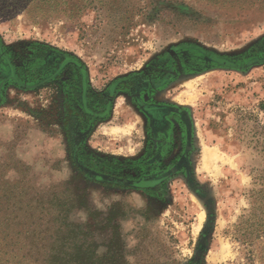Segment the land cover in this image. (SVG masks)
Wrapping results in <instances>:
<instances>
[{"label":"rangeland","instance_id":"rangeland-1","mask_svg":"<svg viewBox=\"0 0 264 264\" xmlns=\"http://www.w3.org/2000/svg\"><path fill=\"white\" fill-rule=\"evenodd\" d=\"M65 216L94 264H264V0H0V264Z\"/></svg>","mask_w":264,"mask_h":264},{"label":"trees","instance_id":"trees-1","mask_svg":"<svg viewBox=\"0 0 264 264\" xmlns=\"http://www.w3.org/2000/svg\"><path fill=\"white\" fill-rule=\"evenodd\" d=\"M70 68L74 69L76 76L75 74L69 75L68 71ZM64 72L68 76L67 81L78 86L74 90L80 97L81 101L77 102L79 104L75 109L70 107V109L66 111L64 121L66 124H69L70 127L72 124L85 126L86 117L91 116L94 111L91 107L90 91L86 86L85 70L82 64L74 57H65L57 63V66L55 67V70L51 72V75L42 79L43 81L52 80L57 82L60 86H63V84L66 83V79L61 78ZM42 79L38 84H43ZM77 84H79L80 87ZM66 216L63 218L64 221L66 220ZM81 226L82 225L80 224L65 221L64 228L62 229L63 233H61V230L53 232V235L55 236L54 241L41 247L43 250V256L40 259H34L35 264H94L91 254V241L88 244L74 241L77 236L84 234L85 231L88 230L86 225L82 228L84 230L80 228ZM59 236H61L62 239H66L65 241H67V244H65V242L60 244L62 242L58 241ZM70 242H74V244L69 245ZM31 247L38 248L34 245Z\"/></svg>","mask_w":264,"mask_h":264},{"label":"flooded vegetation","instance_id":"flooded-vegetation-1","mask_svg":"<svg viewBox=\"0 0 264 264\" xmlns=\"http://www.w3.org/2000/svg\"><path fill=\"white\" fill-rule=\"evenodd\" d=\"M211 57L213 58V60H215L217 62H220V63H225L226 62L223 58L218 57L216 55H212ZM184 161H188V153H186V152H184L183 157H182V162H184ZM139 185L147 186V185H150V183L141 182Z\"/></svg>","mask_w":264,"mask_h":264},{"label":"bare ground","instance_id":"bare-ground-1","mask_svg":"<svg viewBox=\"0 0 264 264\" xmlns=\"http://www.w3.org/2000/svg\"><path fill=\"white\" fill-rule=\"evenodd\" d=\"M202 218H203V214L201 213V214H200V219H202Z\"/></svg>","mask_w":264,"mask_h":264}]
</instances>
